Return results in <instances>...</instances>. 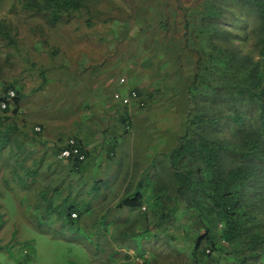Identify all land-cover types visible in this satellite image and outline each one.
<instances>
[{"label": "trees", "instance_id": "obj_1", "mask_svg": "<svg viewBox=\"0 0 264 264\" xmlns=\"http://www.w3.org/2000/svg\"><path fill=\"white\" fill-rule=\"evenodd\" d=\"M95 1L21 3L29 11L49 15L52 22L86 12L91 25ZM133 1V16L143 22L141 32L147 36L154 31L153 37L145 38L146 49L156 40V47L166 54L173 71L181 72L186 65L193 69L187 85L188 119L169 154L175 187L162 193L154 190L150 212L159 219L156 226H161L183 203L193 213L190 226L197 232L190 261L175 249L164 253V248L144 246L142 234L151 233L146 225L141 231L129 229V225L124 230L119 227L120 236L113 238L121 240L120 246L125 241L133 249V253H124L121 264H213L215 256L207 248L224 253L225 261L220 264H264V0H194L190 8L175 0V11L170 9L172 0ZM3 35L13 43L10 31ZM22 98L23 93L17 90L12 104L8 102L4 109L0 106V184L4 183L7 190L2 193L7 196L0 198L12 203L14 192L25 214L34 216L35 210L43 214L54 207L51 197L60 192L56 184L62 180L38 185L47 180L44 172L31 170L39 164L30 147L40 137L20 117ZM59 152L60 148L56 154ZM45 198L51 202L43 210ZM143 198L141 193L127 195L117 205L141 208ZM84 212L85 208L71 206L67 216L79 219ZM103 219L100 222L108 221ZM155 236L149 238L154 241ZM114 246L110 261L119 254Z\"/></svg>", "mask_w": 264, "mask_h": 264}, {"label": "rangeland", "instance_id": "obj_2", "mask_svg": "<svg viewBox=\"0 0 264 264\" xmlns=\"http://www.w3.org/2000/svg\"><path fill=\"white\" fill-rule=\"evenodd\" d=\"M21 1L0 0V27L3 28V33L10 31L14 37L13 43H9L3 33H0L1 109H4L3 102H7L8 106V102L12 104L14 101V98L7 99L9 89L22 92L23 87L36 85L37 80L47 71L46 66L53 64V54H67L76 60L75 55L93 56L98 45V52L103 55L115 51L130 54L132 70L126 83L129 79L137 83V87L148 92V99L145 107L141 108L144 109L141 111L144 122L141 126L136 123L128 140V143L134 142L136 145L131 151L133 157L128 160L135 163L141 159L147 167L137 169L139 173L126 175L114 166H109L100 176L93 172L94 174L88 175L90 178L85 177L87 179L81 181L84 189L82 192L85 194L82 205H78L77 200L70 199L56 202L53 195L51 200L54 206L57 204V208L50 207V211L43 214L35 210L34 216L28 215L33 221L25 214L24 206L19 201L15 211L0 204V217L3 219H0V264H103L105 261L121 264V261L125 260L124 253H133V249L129 248L125 241V244L120 246L121 240L116 241L113 237L120 236L119 227L124 230V226L128 225L129 229L135 228V231H141L144 225L148 226L151 233L142 234L144 246L164 248V253L175 249L191 261L197 232L190 226L193 223L192 211L183 203H179L175 216L165 224L156 226L155 221L159 219L150 212L149 204L154 190L162 193L175 187L169 170V154L179 135L184 132L188 119L187 85L193 73L192 65L183 66L181 72L173 71L169 67L171 63L166 60V54L156 47V40L146 49L145 40L147 37H153L154 31L147 36L141 32L143 22L141 18L133 16L136 4L133 0H96L92 4L91 25L87 23L89 16L86 12L70 20L52 22L49 15L25 9ZM182 1L188 8L195 2ZM175 2L172 0L170 5L172 11L176 9ZM150 9L156 10L155 7ZM170 9L168 8V11L172 12ZM158 17L159 14L156 18ZM170 20L174 23L173 15ZM129 25L132 30L128 33L126 28ZM96 40H99V43L95 42ZM70 65L68 76L73 78L78 75V67L76 61ZM122 74L124 73H118L116 76L120 78ZM75 92H68L64 94L63 99L56 100L54 90L49 91L41 101L47 104L44 110L37 107L39 99L33 101L34 98H31L32 102L25 100L28 116L20 112V117L34 122L39 116L47 114L53 118L54 123L60 124L57 132L62 130L64 136L72 130L70 126L75 123L76 118L81 117V112L73 109ZM77 94L80 92L77 91ZM91 94L92 99L95 98L96 93L91 90ZM111 94L112 91L108 96L112 98ZM63 101L64 104L61 103ZM116 161L119 160L114 157V162ZM134 170L136 169L132 167V171ZM74 176L76 178V174L71 175L72 178ZM44 182L38 185L49 183ZM139 193L144 194L141 208L118 207L117 204L123 197ZM44 201L43 210L49 207L51 202L49 198ZM71 206H84L82 217L68 218L67 213ZM106 211V216H100ZM102 218L108 221L100 222ZM72 222L74 224H71ZM106 224H109L108 229ZM153 234H156L154 241L152 237L149 238ZM114 245H117L119 254L110 261L109 253L114 250ZM207 252L212 253V257L215 256L216 262L213 264L225 261L224 253L211 251L210 248H207Z\"/></svg>", "mask_w": 264, "mask_h": 264}, {"label": "crops", "instance_id": "obj_3", "mask_svg": "<svg viewBox=\"0 0 264 264\" xmlns=\"http://www.w3.org/2000/svg\"><path fill=\"white\" fill-rule=\"evenodd\" d=\"M99 40L95 42L99 43ZM98 49L99 45L98 48L96 47L93 56L75 55L76 60L71 59L70 55L67 54H53V64L46 66L47 71L37 80L36 85L23 87L22 90L23 98L20 101L19 111L24 116H28L25 100L29 99L32 102L31 98H34L33 101L39 99L40 102L37 107L44 110L47 108V104L41 101L49 91L54 90L56 100L63 99L64 94L66 95L68 92L76 91L74 101H72L73 109L79 110L81 117L76 118L75 123L70 126L72 130L64 136H62V130L57 132L60 124L58 122L54 123L53 118L47 114L39 116L34 122L27 118L28 129L40 137L36 144L30 147L34 149V160L37 165L39 164L31 170L44 172L45 179H47V182L49 181L48 184H54V181L52 182L50 179L62 180L60 184L55 182L61 188L59 193L54 194L56 202L70 199L77 200L76 203L82 205L81 201L82 198H85V194L82 192L84 189L81 181H85L87 179L85 177L90 178L88 175L94 174L93 172L100 176L107 171L109 166H114L126 175L134 172L139 173L140 171L137 169L141 170V168L147 167V164H144L141 159L136 160L135 163H132L130 159L128 160L129 157H133L131 153L133 146L136 147L134 142L128 143V140L133 134L131 132L134 130L136 123L141 126L144 122L141 118L143 117L141 111L144 109L141 108L146 105L148 92L137 87L138 84L131 82L130 79L126 83L128 74L132 70L130 68V54H121L115 51L109 55H103L98 52ZM75 61L78 67V75L72 78L68 76L70 74V63ZM116 72L125 74L120 75V78L125 79L124 82H120L119 76H116L118 73L115 74ZM132 89L138 93V98L133 100V104L124 105L114 96L115 93L127 95ZM91 90L96 93L93 99ZM77 91L80 94H77ZM111 91L112 98L108 96ZM64 101L61 103L64 104ZM132 117L134 120H132ZM35 127H40V130L36 131ZM70 137H75L81 143L86 152L84 161H77L74 158L57 160L60 152L58 154L56 152L59 148L61 151L65 147L66 141ZM114 157H117L119 161L114 162ZM132 167L136 170L132 171ZM72 174H76V178L75 176L72 178ZM103 181L101 180V182ZM5 186L4 183L3 185L0 184V197L7 196L6 193L4 196L2 195L3 191H7L4 188ZM120 189L122 190V185ZM11 197L14 203H10L6 198H0V204L12 207L11 209L14 210L17 207L18 199L14 192H11ZM56 207L57 204L54 208ZM74 212L77 213L78 210Z\"/></svg>", "mask_w": 264, "mask_h": 264}, {"label": "built area", "instance_id": "obj_4", "mask_svg": "<svg viewBox=\"0 0 264 264\" xmlns=\"http://www.w3.org/2000/svg\"><path fill=\"white\" fill-rule=\"evenodd\" d=\"M124 79H121V82H124ZM8 98L13 99L16 96L15 89H9L7 92ZM117 99H119L124 105H129L132 103L134 99L138 98V93L136 90H131L127 95L116 94ZM2 107H7V102L2 103ZM36 131L40 130V127H35ZM59 157L62 159H78L80 161H84L86 159V152L82 148L81 143L75 138L70 137L66 141L65 147L60 151ZM73 216L76 217L77 214L73 213Z\"/></svg>", "mask_w": 264, "mask_h": 264}]
</instances>
